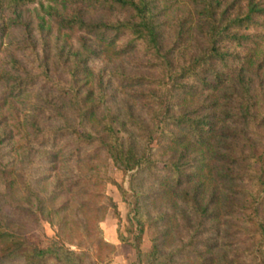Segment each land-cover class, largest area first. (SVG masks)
<instances>
[{
  "label": "trees",
  "instance_id": "16d2710c",
  "mask_svg": "<svg viewBox=\"0 0 264 264\" xmlns=\"http://www.w3.org/2000/svg\"><path fill=\"white\" fill-rule=\"evenodd\" d=\"M58 1L65 5L80 4L67 18L58 19L55 23L60 29H76L90 37L97 48L94 52L84 53L104 54L107 57L123 56L142 43L150 51L147 52L149 59L153 61L150 65L158 73L150 76L115 72L119 77V86L126 90L130 101L138 104L141 109L144 108V116L135 115L130 105H126L123 107L121 120L115 116L95 120V114L100 108L98 102L106 97L103 91L99 93L96 102L87 104L93 97V90L79 95L70 88L68 91H72L73 100L70 104L74 113L73 124L64 115L56 114L60 117V125L39 128L32 124L33 136L41 144H50L55 149L58 141L63 144L61 137L66 134L70 139V144L66 143L70 145L67 159H73L79 164L83 161L91 163L87 167V171L91 173L87 176L88 185H97L104 178L112 181L100 175L97 170L100 163L104 166L102 160L104 162L110 159L124 174L131 173L132 194L127 202L131 213L129 219L137 229L135 239L138 242L143 223L137 200L139 192L133 190L131 182L143 172L148 175L156 172L160 174V178L155 176L162 195L153 196L152 201L169 199L175 208L167 214H160L161 218H168L169 231L163 233L168 234V239L179 223L184 230L193 231V237L202 227L209 212L213 211L214 219L225 215H235L239 220L241 218L247 225L255 228V236L250 240L252 245L259 246L264 243V220L260 217V206L264 203V149L259 155L255 153L259 148V140L255 142V135H261L259 128L264 127V115L260 114V105L249 92L250 76L245 77L243 73H250L251 65L261 52L236 53V61L243 60V65L238 69L228 65L229 58L234 60V52L228 50L230 43L234 42L239 46L250 39L249 32L243 33L241 28H246L254 22L255 17L263 15L264 7L249 0L245 11L238 10L234 16V0L227 7H222L225 0ZM34 2L35 0H0V11L16 9ZM113 12L127 14L122 20L115 21L92 22L87 18L89 13ZM175 14L179 15L177 30L174 41L168 46V42H165V26ZM124 34H128L129 38L122 45L120 40ZM177 47L179 52H175ZM74 73L72 71L73 75ZM83 73L90 75V70L83 68ZM228 87L231 88L230 98L225 103L222 99H225L223 95L226 94L222 95V92ZM11 89H17L16 94L10 92L12 95L22 94L25 90L20 80ZM176 99L178 101L174 102ZM86 118H93L99 124L98 128H88L84 124ZM226 123L234 124V130L224 129ZM222 135H229V141L232 138L234 144H224ZM220 144L225 145L222 153L217 150ZM245 145L249 148L247 152L244 150ZM61 149L59 146L49 154V159L58 162L63 155ZM158 149L163 154H168V157L158 160L155 157ZM158 161L163 163L162 168L157 167ZM259 162L261 164L258 171L253 165ZM237 164L249 169L247 174L241 172ZM194 177L197 178L195 184L191 188H184V185L194 182ZM245 180L250 185L248 188H238L234 184ZM84 191L85 195L102 196L88 189ZM241 192L243 194L238 200L230 196ZM32 194L35 197L36 210L43 212L46 221L53 225L47 212H44L45 200L34 192ZM103 196L109 200L107 205L113 206L110 199ZM79 204L87 214L103 209V206L93 207L86 200ZM68 206L69 203L62 204L48 210V213H66ZM68 224L74 226V222L66 218L62 223L61 235H66L63 231ZM87 225L88 221L85 222V227ZM257 228L261 231L256 232ZM9 237V234L0 231V241L6 242L3 247L4 256L19 255L26 264H38L46 257L62 264H79L86 255L84 250L76 252L55 244L47 248H28L19 241L11 242ZM159 241V236L152 237L150 248L145 252L134 242H130L129 245L136 251V264H170L174 259L173 255L181 256L178 264H212L216 260L213 255L204 259L202 254H194L190 250L185 252L182 246L167 252L165 242L159 244ZM91 243L102 249L113 245L100 238L93 239ZM74 245L79 247L81 243ZM204 248L205 252L212 251L209 246ZM251 255L254 260L260 257L264 262V251L259 247ZM238 259L240 257L235 256L230 264H242L237 262Z\"/></svg>",
  "mask_w": 264,
  "mask_h": 264
},
{
  "label": "rangeland",
  "instance_id": "374dc122",
  "mask_svg": "<svg viewBox=\"0 0 264 264\" xmlns=\"http://www.w3.org/2000/svg\"><path fill=\"white\" fill-rule=\"evenodd\" d=\"M248 1L234 0V16L238 10L245 11ZM231 2L232 0L223 1L222 7H227ZM253 3L264 7V0H253ZM79 7L80 4L65 5L58 0H35L31 5L0 11V231L9 234L8 239L11 242L19 241L28 248L58 245L76 252L84 250L86 255L82 262H78L79 264H136V251L129 243L134 242L145 252L150 248L152 237L156 236L160 238L159 244L165 242L167 252L182 246L185 252L190 250L194 254H202L204 259L210 255L215 256L216 260L212 264H230L235 256L240 257L237 262L242 264H264L260 257L254 260L251 255L257 247L264 251V243L259 246L252 245L250 240L255 236L253 232L255 228L247 225L241 218L237 219L235 215L214 219L212 216L215 213L210 211L202 227L193 237H191L193 231L184 230L179 223L169 235V240L168 234H163L169 231L168 218L167 216L161 218L160 214H167L175 208L169 199L152 201L153 196L162 195L157 186L159 173L148 175L147 172H143L131 182L133 190L139 192L137 200L143 223L142 235L138 242L135 239L137 229L129 219L131 213L127 202L132 194L131 173L124 174L110 159L104 162L102 160L104 166L100 163L97 170L100 175L112 181H106L102 177L104 179L99 180L97 185H88L87 176L89 177L91 173L87 171V167L91 163L83 161L79 164L73 159H67L70 145L66 143L70 144V139L66 134L61 137L63 144L58 141V147L61 146L63 153L61 159L58 162L49 159V154L58 147L52 149L50 144H41V141L32 134L34 130L32 124L38 125L39 128L58 126L61 122L56 114L64 115L70 119V124H73L74 113L70 104L73 98L72 91L68 89L72 88L73 92L76 91L79 95L93 90V97L87 104L96 102L99 93L103 91L106 97L98 102L100 108L95 114V120H102L107 116H115L121 120L123 107L126 105H130L135 115L144 116V108L141 109L138 104L130 101L126 90L119 86L117 79L119 77L115 72L150 76L158 73L150 65L153 62L147 53L150 51L142 43L137 44L123 56L107 57L104 54L84 53L94 52L93 50L97 48L90 37L76 29H60L55 23L58 19L67 18ZM126 14V12L89 13L87 18L92 22L115 21L122 20ZM178 14L173 15L168 20L167 27L165 26V42L166 44L168 42V46L175 38ZM241 30L243 33L249 32L250 39L239 46L234 42L230 43L228 50L234 52L235 61L229 58L228 65L237 69L243 65V60L236 61L238 59L235 58L236 53L261 52L251 65L250 73L247 71L243 73L245 77L250 76L249 92L260 105V114L264 115V14L255 17L253 23L246 28L242 27ZM128 38V34H124L120 43L125 44ZM245 45L246 47H243ZM175 52H179L178 47ZM83 68H88L90 75L84 74ZM72 71L75 72L74 75ZM19 80L25 90L22 94L12 95L10 92L16 94L17 89L11 91V87ZM230 92L231 88H224L222 95H226H223L225 99H222V102L226 103L229 100ZM177 101L178 99L174 102ZM84 124H87L88 128L99 126L93 118H86ZM224 129L234 130V124L226 123ZM259 131L261 135L258 137L255 135V142L259 140L257 143L259 148L255 151L258 155L263 153L264 149V127H260ZM221 138L224 144L226 142L234 144L232 138L229 141V135L226 137L222 135ZM224 146L220 144L218 152L222 153ZM248 149L245 145V152ZM155 157L162 160L166 159L168 154H163L158 149L155 151ZM262 162L264 165V158ZM260 164L259 162L253 166L259 171ZM156 165L162 168L163 163L158 161ZM237 166L241 172L247 174L249 169H245L241 164ZM196 180L194 177L191 185L183 187L191 188ZM247 181L234 184L238 188H248L250 185ZM86 189L102 196L85 195ZM69 190L72 191L69 193ZM32 192L45 200L44 212H47L53 225L46 221L43 212L36 210ZM241 194L243 193L230 196L238 200ZM103 195L110 199L113 206L107 205L109 200ZM84 200L93 207L103 206V209L87 214L79 207L80 201ZM68 203L66 213H48V210ZM263 207L264 203L260 206L262 220ZM240 214L241 212L237 215ZM66 218H70L74 226L68 224L66 229L62 230L66 234L64 236L60 234V230ZM86 221L88 225L85 227ZM260 231L261 229L257 228L256 232ZM262 232L264 234V229ZM95 238L107 242L113 240L115 243H112L110 248H97L91 243ZM238 240L240 242L237 243ZM78 242L81 245L76 247L74 244ZM5 243L0 241V264H26L19 255L5 257L3 248ZM205 246H209L212 251L205 252ZM173 258L170 264H178L181 261V256L173 255ZM38 264L62 263L46 257Z\"/></svg>",
  "mask_w": 264,
  "mask_h": 264
},
{
  "label": "crops",
  "instance_id": "0c3cea01",
  "mask_svg": "<svg viewBox=\"0 0 264 264\" xmlns=\"http://www.w3.org/2000/svg\"><path fill=\"white\" fill-rule=\"evenodd\" d=\"M110 243H115L113 240Z\"/></svg>",
  "mask_w": 264,
  "mask_h": 264
}]
</instances>
